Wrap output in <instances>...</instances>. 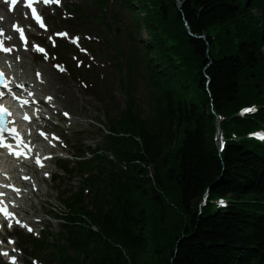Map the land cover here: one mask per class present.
<instances>
[{
  "label": "trees",
  "instance_id": "1",
  "mask_svg": "<svg viewBox=\"0 0 264 264\" xmlns=\"http://www.w3.org/2000/svg\"><path fill=\"white\" fill-rule=\"evenodd\" d=\"M125 1L147 32L153 118L147 126L127 111L115 126L103 205H68L78 264H264V145L243 140L218 154L211 113L228 117L227 135L264 126V0ZM253 103L255 117H234ZM206 190L235 204L198 215Z\"/></svg>",
  "mask_w": 264,
  "mask_h": 264
},
{
  "label": "rangeland",
  "instance_id": "2",
  "mask_svg": "<svg viewBox=\"0 0 264 264\" xmlns=\"http://www.w3.org/2000/svg\"><path fill=\"white\" fill-rule=\"evenodd\" d=\"M93 12H94V10H93ZM117 23L120 25L123 24V22H117ZM118 36L122 40L121 41L122 45L128 47L127 43L125 41L126 36H123V33L118 34ZM142 39H143V36H142ZM122 59L124 60L125 57H123ZM107 71H108V76H109V84L108 85L105 84V86L107 88H109L111 90V92L113 93V95L115 97L117 109L109 108L107 100L104 96H101L99 101H94L90 98H87L82 92H78L75 87H71L72 95L78 100V102L72 103V108L75 111H78L79 107L82 106L86 110V114L84 115V118H81V120H84L85 118H89L91 116L100 117V119L103 120L102 112L106 106H107V110H108L111 117H114L119 112V110L124 108L125 99L123 96V92L118 87L119 74H117L116 70L113 68H109ZM143 72L144 71L142 70V68L138 67L136 69V71L134 72L135 76H133V81L135 82L136 95H137L136 98H137L138 105L140 108H145L144 111H146L147 105H148L149 90H148L147 83L145 80V74ZM81 99H82L83 103L80 102ZM90 133H91L90 138L96 140L97 139V133L94 130H92ZM75 182L76 183L73 185L72 188L77 189L78 188V179H75ZM47 187H49V186H47ZM65 189H68V188H65ZM51 197L52 198L50 199V201L53 202L55 196L52 195ZM55 211L58 213H63L64 208L62 206L58 205L57 208H55Z\"/></svg>",
  "mask_w": 264,
  "mask_h": 264
},
{
  "label": "snow or ice",
  "instance_id": "3",
  "mask_svg": "<svg viewBox=\"0 0 264 264\" xmlns=\"http://www.w3.org/2000/svg\"><path fill=\"white\" fill-rule=\"evenodd\" d=\"M17 2V0H12V3L15 4ZM22 2L25 4V7L27 9H30L31 10V16L34 20H36V22L40 25V27H46L43 23V18L42 16L37 13L36 11V8H35V4H38V3H49L50 0H22ZM55 2H59V0H55ZM2 29H0V33H2ZM16 31L20 33V39L25 41V47L27 48L28 44H27V37L24 36V31L22 28L20 27H16ZM63 35H66V33H64ZM49 39H51V37H49ZM33 47L38 50V51H41L43 52L44 50L42 48H40L39 45H33ZM0 50H3L5 52H9L11 51L10 48H4L3 47V44H2V41H0ZM47 58V57H45ZM56 67H59V65H56ZM40 74L37 73V76H39ZM46 99H51V97H47ZM245 111H254V109H246ZM4 114V109L2 106H0V115H3ZM64 115H68L67 113H64ZM27 119V117H26ZM13 134H15V129L11 130ZM41 135H45V133H41ZM14 138H15V135H14ZM259 138L261 139H264V135H261ZM0 148H7L9 150V154L10 155H15L16 157H19L20 155H22V153H20L19 151H13L12 147L10 144L4 142L3 140H0ZM50 158V157H48ZM36 163L37 164H40L41 161L39 158H37L36 160ZM42 166V165H41ZM45 175H47V173H45ZM25 179H27V177H25ZM18 191V190H17ZM0 211H5L4 209H0ZM31 231V229H29ZM6 255V253H5Z\"/></svg>",
  "mask_w": 264,
  "mask_h": 264
},
{
  "label": "bare ground",
  "instance_id": "4",
  "mask_svg": "<svg viewBox=\"0 0 264 264\" xmlns=\"http://www.w3.org/2000/svg\"><path fill=\"white\" fill-rule=\"evenodd\" d=\"M56 75L54 73L49 72V77L53 79Z\"/></svg>",
  "mask_w": 264,
  "mask_h": 264
},
{
  "label": "water",
  "instance_id": "5",
  "mask_svg": "<svg viewBox=\"0 0 264 264\" xmlns=\"http://www.w3.org/2000/svg\"><path fill=\"white\" fill-rule=\"evenodd\" d=\"M179 6V5H178ZM173 261V260H172Z\"/></svg>",
  "mask_w": 264,
  "mask_h": 264
}]
</instances>
